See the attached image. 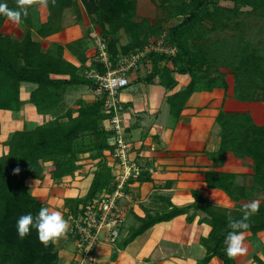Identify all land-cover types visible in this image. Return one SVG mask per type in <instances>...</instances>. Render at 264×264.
<instances>
[{
    "label": "trees",
    "instance_id": "1",
    "mask_svg": "<svg viewBox=\"0 0 264 264\" xmlns=\"http://www.w3.org/2000/svg\"><path fill=\"white\" fill-rule=\"evenodd\" d=\"M152 1L161 8L162 16L139 20L138 0H56L55 6L49 0L44 21L39 17L41 6L37 3L29 8L28 16L21 23L27 29L22 38L3 30L7 18L0 15V110L19 112L23 106L31 105L46 117L44 122L32 126L25 123L4 142L8 150L0 156V264H61L63 260L57 239L45 246L40 243L35 228L23 240L18 236L19 217L27 214L35 217L40 208L45 207L39 196L32 193L27 183L29 178L42 181L49 174L59 182L74 176L83 167V159L95 162L86 194L65 199L66 220L83 213V208L98 193L113 192L117 187L113 167L109 165L116 146L115 132L106 126L107 120L115 114L114 107L107 106L109 92L95 95L91 101L80 97L74 106L65 105L70 89L88 86L95 92L101 87L99 80L89 76L94 72L103 75L108 70L97 50L94 54L88 53L90 45H95L94 39L87 35L65 45L54 42L45 49L42 42L33 37V33L48 38L61 32L66 10L72 8L79 20L83 19L84 10L90 23L100 28L99 34L107 44L110 67L116 68L121 56L144 52L139 62L145 66L146 73L141 80L158 81L169 91L178 84L175 74H188L189 83L166 98L170 113L176 119L194 92L228 90V75L234 78L236 99L264 101V40L260 37L264 33V0ZM0 3L16 9V0H0ZM172 19L178 21L164 25ZM121 31L128 38L125 44H120ZM164 32L170 50H148L152 38ZM66 51L79 65L66 57ZM168 63H172L173 68ZM136 69L128 70V77ZM25 85L32 87L27 98L22 97ZM30 111L35 112L33 108ZM216 121L221 128L217 160L222 162L231 154L250 161L253 168L248 182L240 181L244 174L237 172L211 169L204 173L207 186L224 191L236 202L235 206L213 204L199 190L193 189L195 200L190 204L170 203L161 212L147 211L145 216L134 214L137 225L130 227L127 237L119 242V249H124L155 224L186 215L189 223L199 217V223L211 227L209 233L200 238L206 250L200 264L209 263L213 257H218L222 264H239L236 257L230 259L225 253L224 239L230 231L227 218L230 214L240 219L242 207L258 201L259 211L250 218V227L245 232L256 237L264 231V197L258 196L264 193V125L256 124L249 112L220 110ZM1 123L0 119V131ZM17 167L21 171L14 175L13 169ZM143 174L138 180H149ZM65 235L71 242L80 240L73 221ZM98 245L91 250L92 255ZM79 250V255L83 254L84 251ZM262 252L264 254V248ZM252 259L264 264L256 253ZM92 262L89 259L84 264ZM79 263L80 260H73V264Z\"/></svg>",
    "mask_w": 264,
    "mask_h": 264
},
{
    "label": "crops",
    "instance_id": "2",
    "mask_svg": "<svg viewBox=\"0 0 264 264\" xmlns=\"http://www.w3.org/2000/svg\"><path fill=\"white\" fill-rule=\"evenodd\" d=\"M65 55L79 65L77 59L70 53L66 52ZM138 64L137 69L130 72L129 87L122 89L117 97V101L119 100L122 106L120 117L123 119L125 135L132 146L131 157L140 168V174H134L128 178H133L132 180L127 179L128 182L126 181L123 188L124 194L116 201L123 219L118 242L127 237L129 230L125 232L126 226L137 225L134 214L145 216L147 211L161 212L170 203L178 206L190 204L195 200L192 194L193 189L199 190L213 204H215L212 201L216 194L227 195L220 189L207 186L204 174L207 170L244 174L240 176V181L245 180L246 177L248 180L251 179L253 168L250 161L231 154L226 155L222 162L218 161L219 157L216 154L221 143V128L216 117L220 110L249 112L256 124L264 125V101L246 102L236 99L233 96L232 75L227 77L228 90L215 88L212 91L194 92L179 118L173 119L166 101L167 95L178 91L182 85H187L191 79L190 76L175 74L178 84L169 91L158 81L153 83L142 81L146 68L140 62ZM168 65L173 68L172 63ZM27 94L29 96V92ZM29 107L35 111V107L31 105ZM35 113L37 116H44L36 111ZM119 170H121L119 164H115L113 167L115 176ZM81 171L83 167L71 176L74 183L77 182ZM142 174L149 180H138ZM47 176L50 177L49 174ZM32 180L37 183L42 182L39 179ZM75 190L76 188H71V197L86 194L79 195ZM234 203L236 204L235 201ZM60 209L64 210V208ZM198 218L189 223L186 215H180L170 221L159 222L139 235L124 249H119V246L114 249L111 243H102L103 245L98 247L96 253L99 256L98 263L151 264L157 261V264H200L199 260L206 255L200 238L207 235L211 227L206 223H199ZM245 235L249 237L251 233L245 232ZM245 245L249 247L248 239L245 240ZM263 248L264 244H261L256 254L264 260ZM254 263L253 259H249L245 264ZM65 264H73V260L69 262L66 258ZM207 264H222V261L218 257H213Z\"/></svg>",
    "mask_w": 264,
    "mask_h": 264
},
{
    "label": "rangeland",
    "instance_id": "3",
    "mask_svg": "<svg viewBox=\"0 0 264 264\" xmlns=\"http://www.w3.org/2000/svg\"><path fill=\"white\" fill-rule=\"evenodd\" d=\"M140 7L137 10L138 17L137 19H142L144 17H149V18H157L158 16H162V11L159 6H157L152 0H139ZM224 5L231 6V2H223ZM39 11V17L41 20H46L47 14H48V9L47 7H40L38 9ZM65 21L63 23V29L61 32L54 34L48 38H41L37 36L36 33H33V37L37 40H40L42 42L43 48L47 49L49 48L54 42L61 43L63 45L72 42L74 40H78L80 38H85L87 35H90L93 39L94 37H100L101 35L99 34L100 28L94 26L93 24L90 23L88 17L85 15L84 10H83V19L79 20L76 12L70 8L66 10L65 12ZM177 19H172L168 22H166L164 25L168 26L171 25L175 22H177ZM3 30L6 33H11L14 37L16 38H22L25 36L27 29L22 26V24H13L10 22L8 19L4 25ZM165 32L161 34L159 37L152 38L153 42H158L162 41V46L166 48H170L164 39ZM94 36V37H93ZM120 44H125L128 41L127 35L121 31L120 32ZM260 37L264 40V33L260 35ZM67 52V51H66ZM96 52V47L95 45L89 47L88 53L94 54ZM184 86V85H182ZM181 86V87H182ZM129 87V86H127ZM31 85H25L22 88V97L27 98L28 92L31 90ZM93 89L88 87V86H81L77 89H70L66 95V101L65 105L67 106H74L75 101L83 97L86 100H93L95 99V94H93ZM31 107L29 105H25L22 107V109L19 112H13L9 110H0V119H1V124L2 128L0 131V154L3 152L5 153L6 150H8V147L4 145V142L7 140L9 137L10 133L17 130V129H22L25 126V123L29 124L32 126L36 122H44L45 117L44 116H37L35 112H31ZM171 117L173 119L174 116L171 114ZM7 152V151H6ZM1 156V155H0ZM83 164V171L80 172L79 178L77 179V182L74 183V180H71L70 177H66L62 179L61 181L57 182L54 181L51 177L47 176L42 180L41 183H36L33 182L32 179H28L27 183L31 185V191L33 194L38 195L39 198L42 200L44 203L45 207H49L53 210L60 211L64 216V211L66 209L65 206V199L68 197H71V188L75 189V192L77 194H85L89 188L90 180L94 175L95 171V162L89 158L83 159L82 160ZM50 163L46 164V168ZM248 182L249 180L244 178ZM33 183V184H32ZM38 189V191L36 190ZM259 197H264V193H260L258 195ZM213 198L215 204L218 205H225V206H230L234 207L235 203L228 195L223 194H216ZM242 202H247L246 200H243ZM60 208H64V210H61ZM66 219V218H65ZM69 220V219H68ZM69 227L71 225V219L68 221ZM129 224V223H128ZM130 227L126 226V231H128ZM102 236V235H100ZM248 237V236H247ZM245 235V240L248 239L250 242L249 247L247 248V252L243 255H239L237 258V262L239 264H245L247 260H252L253 254L256 252H259V248L261 244H264V233H259L256 237H253L252 235L247 238ZM58 244V249L60 251V255L65 258L61 261V264H65L66 258L71 262V260H81L80 253H79V248L80 246L78 245L79 243L76 241H72L70 237L63 235L62 237L58 238L57 240ZM110 244L108 241H103L100 242L99 245L96 248V253L98 250V247L103 244ZM114 249L119 246V242L115 243L114 245L111 244ZM248 246V245H247ZM246 246V247H247ZM250 248V249H249ZM250 250H252L250 252ZM250 252V253H249ZM92 255L91 261H93V264H97L99 262V256L97 254ZM108 253V252H107ZM99 264V263H98ZM110 264V262H109ZM151 264H157V261L151 263ZM257 264V263H254Z\"/></svg>",
    "mask_w": 264,
    "mask_h": 264
},
{
    "label": "built area",
    "instance_id": "4",
    "mask_svg": "<svg viewBox=\"0 0 264 264\" xmlns=\"http://www.w3.org/2000/svg\"><path fill=\"white\" fill-rule=\"evenodd\" d=\"M94 43L96 50L99 52V59L105 63L108 70L103 75L94 72L89 73V76L101 82V87L94 92L95 95H100L104 91L109 92L107 106L115 109V114L106 122V126L115 132L114 142L116 144L113 156L109 159V165L114 167L115 164H119L121 170L116 173L117 187L113 192L102 191L98 193L83 208V213H79L77 217L71 216V221L74 222L75 228L81 235L80 240L77 241L78 245L84 251L80 255L79 264H84V261L91 259V250L100 242L108 241L111 244H115L119 241L120 226L123 219L116 201L123 196V188L127 179L134 174H140V168L131 157L132 146L125 135V127L122 124L123 119L120 117L122 106L119 104V100L117 101L118 96L116 94L129 85V77L126 72L139 66V60L144 56V52L121 56L118 66L112 68L110 67L105 40L101 36L94 37ZM162 43V41L156 43L152 41L147 49L170 50V48L162 46ZM171 51L173 52L174 50L172 49Z\"/></svg>",
    "mask_w": 264,
    "mask_h": 264
},
{
    "label": "clouds",
    "instance_id": "5",
    "mask_svg": "<svg viewBox=\"0 0 264 264\" xmlns=\"http://www.w3.org/2000/svg\"><path fill=\"white\" fill-rule=\"evenodd\" d=\"M37 3L41 7H47L49 0H16V9H10L7 3H0V15L5 16L13 24H20L28 16L29 8ZM51 4L55 6L56 0H51ZM20 171V168L17 167L13 169V174L18 175ZM258 211L259 202L252 201L242 207L240 219H234L229 214L227 228L230 231H228L224 239V245L225 253L230 259L247 252L245 230L250 227L248 223L250 218ZM16 228L21 240L30 235L31 230L35 228L40 243L47 246L50 242L65 235L69 224L60 211L42 207L35 217L31 214L20 216L17 220Z\"/></svg>",
    "mask_w": 264,
    "mask_h": 264
}]
</instances>
